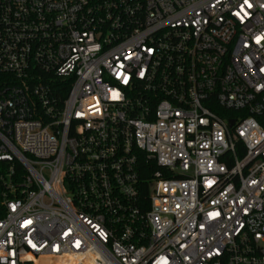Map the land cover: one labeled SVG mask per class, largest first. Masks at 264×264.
<instances>
[{"label":"built area","instance_id":"built-area-1","mask_svg":"<svg viewBox=\"0 0 264 264\" xmlns=\"http://www.w3.org/2000/svg\"><path fill=\"white\" fill-rule=\"evenodd\" d=\"M0 264H264V0H0Z\"/></svg>","mask_w":264,"mask_h":264},{"label":"trees","instance_id":"trees-1","mask_svg":"<svg viewBox=\"0 0 264 264\" xmlns=\"http://www.w3.org/2000/svg\"><path fill=\"white\" fill-rule=\"evenodd\" d=\"M141 178H149L151 170H154L155 168L151 167V165L147 164L146 161L141 160Z\"/></svg>","mask_w":264,"mask_h":264},{"label":"water","instance_id":"water-1","mask_svg":"<svg viewBox=\"0 0 264 264\" xmlns=\"http://www.w3.org/2000/svg\"><path fill=\"white\" fill-rule=\"evenodd\" d=\"M233 123H234V120H231V121H230V124H233Z\"/></svg>","mask_w":264,"mask_h":264}]
</instances>
